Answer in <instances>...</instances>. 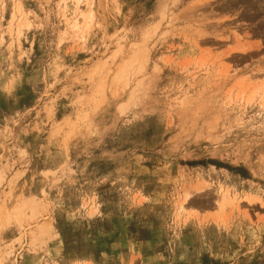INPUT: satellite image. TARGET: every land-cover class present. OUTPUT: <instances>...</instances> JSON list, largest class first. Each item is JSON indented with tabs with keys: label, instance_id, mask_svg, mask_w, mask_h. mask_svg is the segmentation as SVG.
Returning a JSON list of instances; mask_svg holds the SVG:
<instances>
[{
	"label": "rangeland",
	"instance_id": "rangeland-1",
	"mask_svg": "<svg viewBox=\"0 0 264 264\" xmlns=\"http://www.w3.org/2000/svg\"><path fill=\"white\" fill-rule=\"evenodd\" d=\"M0 264H264V0H0Z\"/></svg>",
	"mask_w": 264,
	"mask_h": 264
}]
</instances>
